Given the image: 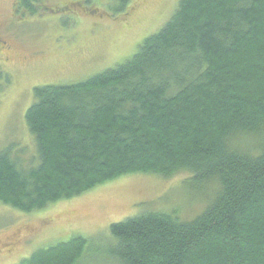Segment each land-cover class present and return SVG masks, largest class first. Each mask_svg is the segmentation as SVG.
<instances>
[{"label":"trees","instance_id":"1","mask_svg":"<svg viewBox=\"0 0 264 264\" xmlns=\"http://www.w3.org/2000/svg\"><path fill=\"white\" fill-rule=\"evenodd\" d=\"M44 0H18L36 15ZM122 6L127 0H120ZM42 9V7H41ZM8 83V78L0 74ZM2 89V88H0ZM25 124L37 163L0 151V205L23 214L123 176L190 174L217 185L189 222L148 212L109 227L114 264H264V0H179L123 64L72 85L33 89ZM89 242L19 264H80Z\"/></svg>","mask_w":264,"mask_h":264},{"label":"rangeland","instance_id":"2","mask_svg":"<svg viewBox=\"0 0 264 264\" xmlns=\"http://www.w3.org/2000/svg\"><path fill=\"white\" fill-rule=\"evenodd\" d=\"M14 2L0 0V21L14 53L22 58L41 54L13 70L12 85L0 93V151L11 149V156L25 167L37 163L24 119L35 102L33 89L76 84L123 64L164 27L179 0H127L124 6L120 0H44L38 14L18 10L11 22ZM247 140L234 144V150L251 154L264 136ZM189 179L185 171L169 178L123 176L32 214L0 205V264H19L75 236L89 242L80 264H114L104 254L111 225L148 212L172 214L182 222L201 213L217 185L196 187ZM10 241L14 244L5 250Z\"/></svg>","mask_w":264,"mask_h":264},{"label":"flooded vegetation","instance_id":"3","mask_svg":"<svg viewBox=\"0 0 264 264\" xmlns=\"http://www.w3.org/2000/svg\"><path fill=\"white\" fill-rule=\"evenodd\" d=\"M18 0H15L14 6L11 13V22L16 18L17 16V4ZM0 18H1V10H0ZM1 20V19H0ZM10 22V23H11ZM13 41L9 38L7 35V28L6 25L0 21V74L3 77L8 78V83H5L3 79H0V93L5 90L8 86L12 85L13 83V70L18 71L17 69L21 68L23 65L30 63L32 59L35 57H38L41 53L35 52L32 56L29 58L26 57H20L14 53V47H13ZM14 241V240H13ZM14 242L10 241L8 244H5V250H8L9 248L7 246L13 245ZM4 250V251H5Z\"/></svg>","mask_w":264,"mask_h":264}]
</instances>
